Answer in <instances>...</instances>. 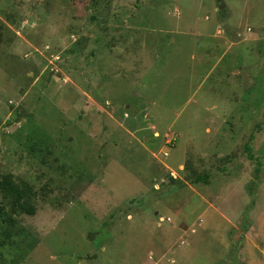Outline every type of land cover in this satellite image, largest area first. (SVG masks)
I'll return each mask as SVG.
<instances>
[{"label": "rangeland", "instance_id": "374dc122", "mask_svg": "<svg viewBox=\"0 0 264 264\" xmlns=\"http://www.w3.org/2000/svg\"><path fill=\"white\" fill-rule=\"evenodd\" d=\"M4 176L0 264H264V0H0Z\"/></svg>", "mask_w": 264, "mask_h": 264}, {"label": "trees", "instance_id": "16d2710c", "mask_svg": "<svg viewBox=\"0 0 264 264\" xmlns=\"http://www.w3.org/2000/svg\"><path fill=\"white\" fill-rule=\"evenodd\" d=\"M248 154V157L251 160H254L255 157L253 153L246 147ZM258 165L260 166V162H258ZM201 182V180L197 179L198 183ZM0 192L3 194V196L10 200L12 205L14 206L15 211H19V213L27 212L29 214H34L33 208L29 206L28 204V192H25L20 185H18L16 182L13 181V179L10 176H4L3 180L0 182ZM2 224L7 223L6 220L2 217L1 219ZM1 230V229H0ZM2 233L0 232V247H3L7 245L6 241H2L3 234L5 230L2 228ZM1 250V248H0ZM2 251V250H1Z\"/></svg>", "mask_w": 264, "mask_h": 264}, {"label": "crops", "instance_id": "0c3cea01", "mask_svg": "<svg viewBox=\"0 0 264 264\" xmlns=\"http://www.w3.org/2000/svg\"><path fill=\"white\" fill-rule=\"evenodd\" d=\"M165 156H167V154H165ZM180 167H182V166H180ZM161 220H164V219H161Z\"/></svg>", "mask_w": 264, "mask_h": 264}]
</instances>
